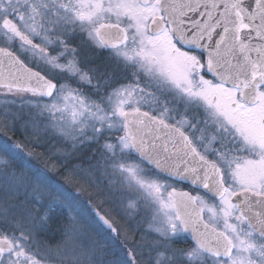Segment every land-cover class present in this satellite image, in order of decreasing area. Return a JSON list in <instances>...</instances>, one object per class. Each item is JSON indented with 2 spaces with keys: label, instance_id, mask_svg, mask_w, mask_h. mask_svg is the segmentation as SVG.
I'll use <instances>...</instances> for the list:
<instances>
[{
  "label": "snow or ice",
  "instance_id": "obj_1",
  "mask_svg": "<svg viewBox=\"0 0 264 264\" xmlns=\"http://www.w3.org/2000/svg\"><path fill=\"white\" fill-rule=\"evenodd\" d=\"M77 30L110 50L123 82L82 65L67 39ZM0 39L62 77L5 46L0 89L50 98L35 107L74 148L103 138L106 165L142 197L156 239L126 264H264V0H0ZM176 178L197 194L166 183ZM36 203L3 217L0 264H43L29 241L53 209Z\"/></svg>",
  "mask_w": 264,
  "mask_h": 264
},
{
  "label": "rangeland",
  "instance_id": "obj_2",
  "mask_svg": "<svg viewBox=\"0 0 264 264\" xmlns=\"http://www.w3.org/2000/svg\"><path fill=\"white\" fill-rule=\"evenodd\" d=\"M67 39L77 49L84 67L107 71L123 82L124 73L109 49L95 46L78 30ZM5 46L9 45L0 39V47ZM9 48L41 74L62 78L31 52L22 51L18 41ZM37 101L51 102L50 98L0 90V145H21L7 152L0 148V229L5 226V215L20 219L35 213L39 198V215L49 204L53 209L49 219L34 231V241H29V250L43 264H126L133 247L147 257L156 239L148 229L150 213L140 194L106 165L101 155L104 139L77 140L74 148L72 141L47 126L48 114L40 115ZM166 183L177 188L169 180ZM130 200L137 202L135 209L128 207ZM92 210L111 219L119 232L114 235L105 230ZM186 240L183 235L175 246L187 247L190 243Z\"/></svg>",
  "mask_w": 264,
  "mask_h": 264
},
{
  "label": "flooded vegetation",
  "instance_id": "obj_3",
  "mask_svg": "<svg viewBox=\"0 0 264 264\" xmlns=\"http://www.w3.org/2000/svg\"><path fill=\"white\" fill-rule=\"evenodd\" d=\"M27 65V64H26ZM28 66V65H27ZM28 67H30V68H32V69H34V70H36L35 68H33L32 66H28ZM37 71V70H36ZM206 78H211L210 77V75H208V76H206ZM0 90H3V89H0ZM5 91V90H4ZM13 93H15L16 94V92H13ZM17 94H19V95H28V96H32V94L31 93H17ZM40 98H42V97H40ZM171 183H172V185H175L178 189H185V188H188L186 185H182L181 183H179V182H176V181H174V180H171V179H168ZM194 195H196L197 194V190L196 189H194V188H188ZM199 192H200V194H204V192L203 191H201V190H199ZM93 211V214H94V216L96 217V219L98 220V216L96 215V210H92ZM100 223V222H99ZM100 225L105 229V230H107V231H110V232H112L111 231V229H109L107 226H104L103 224H101L100 223ZM114 235L116 234V233H114V232H112ZM186 242L189 244V243H191L190 241H188V239L186 240Z\"/></svg>",
  "mask_w": 264,
  "mask_h": 264
},
{
  "label": "water",
  "instance_id": "obj_4",
  "mask_svg": "<svg viewBox=\"0 0 264 264\" xmlns=\"http://www.w3.org/2000/svg\"><path fill=\"white\" fill-rule=\"evenodd\" d=\"M15 54V53H14ZM16 55V54H15ZM33 71H36V70H34V69H32ZM43 99H48V97H42ZM171 180H174V181H176V182H179V183H181L182 185H186L188 188L190 187V188H194V186L193 185H191V183L190 182H188V181H184V180H180L179 178H176V179H171ZM188 188H185V189H178V188H176L178 191H188V192H191ZM195 189V188H194ZM199 190H201V191H203L204 192V190L203 189H199ZM192 193V192H191ZM193 194V193H192ZM194 195V194H193ZM98 218V221L101 223V224H103V222L99 219V217H97ZM104 225V224H103ZM104 226H106V225H104ZM184 236L188 239V241H190L191 242V240H190V234H184Z\"/></svg>",
  "mask_w": 264,
  "mask_h": 264
}]
</instances>
